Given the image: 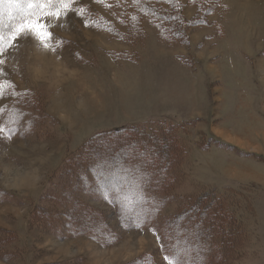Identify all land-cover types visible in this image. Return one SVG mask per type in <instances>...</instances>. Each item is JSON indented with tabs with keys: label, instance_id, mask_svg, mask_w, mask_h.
<instances>
[{
	"label": "rangeland",
	"instance_id": "rangeland-1",
	"mask_svg": "<svg viewBox=\"0 0 264 264\" xmlns=\"http://www.w3.org/2000/svg\"><path fill=\"white\" fill-rule=\"evenodd\" d=\"M145 2L71 0L48 28L55 50L35 35L13 39L32 10L0 4V264H166L158 231L120 223L100 188L92 166L108 152L85 150L127 127L168 138L171 200L160 223L205 193L225 199L230 224L212 238L200 232L212 247L225 243V255L193 247L187 255L264 264V0H215L209 11L169 1L179 26L146 16ZM117 143H108L109 165L147 157ZM127 160L125 175L111 179L118 187L141 180Z\"/></svg>",
	"mask_w": 264,
	"mask_h": 264
},
{
	"label": "trees",
	"instance_id": "trees-1",
	"mask_svg": "<svg viewBox=\"0 0 264 264\" xmlns=\"http://www.w3.org/2000/svg\"><path fill=\"white\" fill-rule=\"evenodd\" d=\"M4 1L8 4L13 2V0ZM158 1L159 0H146L143 6V11L146 16L148 15L157 23L163 25H172L175 22L176 25L179 26L180 24L185 23L183 19H180L176 12L177 4L169 3V1L171 2L172 0H162L167 2L169 8L171 7L170 13L172 14H169L162 9L160 6L162 3H158ZM195 1L198 2V7L205 8V10L207 9L206 11H209L211 5L214 6L217 2V0L216 2L215 0ZM16 2H20V0H15V2H13L14 7L16 6ZM56 8L58 9L59 5H54L50 11ZM40 11L43 12L42 9ZM178 31L179 28H177V36H182L183 34ZM163 135L164 134L161 136H154L146 134V132H142L135 127H127L107 134H102V136H100L101 138H104L102 141L98 142V140H95V144L94 142L88 143L86 146L87 149L85 150L90 153L89 155H95L97 153L95 146L98 145V148H101L102 151L109 153L112 145L108 143L113 139L124 142L123 144H113L114 149L124 150L126 148H136V146H138L140 149L137 155L147 156L143 161H133L130 157H133V155L129 154V156L120 161L123 162L122 165H120V163L109 165V160L111 159L107 153L101 158H99L98 155H95L94 159L96 162L92 166V171L96 173L100 188L105 189L107 194H111L109 199H107L109 204L112 205L116 211L120 223H123V225H126L128 228H136L137 226H134L138 225L153 230L156 229L164 243V248L166 247V249L163 250V254L168 257L183 252L186 253L187 256V260L184 261V264H186V262L188 264H207L208 260H205L207 258L206 256L201 257L199 255L187 254L191 251L190 249L192 247V249L197 248L201 253H205L206 255L211 252V249H218V251L221 250L223 253L225 243L222 244L221 242L219 245L216 244L214 245L215 247H212L207 240H204L205 237H202L200 232H205L207 238H212V230H215L218 234L223 233V224L226 222L230 224V216H232V214L224 206L225 199H221V196L216 194L211 195L205 193L196 201V203L192 204V202L189 201L183 202L175 216L168 217V219L160 223L161 210L166 206L167 202L171 200L167 191L171 183L165 178L167 177V175H165L167 174L165 169H167L168 164L170 163L169 159L167 160L166 158L167 154L165 155L164 152V150L168 148L169 142L168 138L166 139ZM104 140L107 144L103 143ZM149 151H151V153H148ZM83 155H85L83 152L79 153L78 158ZM78 158H76L75 161ZM156 158H165L163 165L157 163ZM126 160L127 163L129 162L127 167L131 165L133 168V174H131V176L136 178L139 177L141 180L135 184V182L131 183L129 178L126 179L124 177L125 181L118 187L111 179L116 177L120 178L125 175L124 172H122V168H124ZM75 161L70 163V165H77L75 164ZM76 162L78 163V161ZM114 185L115 187H113ZM136 186L139 187L137 190H139L141 196L131 199L129 197L136 195L133 194L136 192ZM114 190H116L115 193H113ZM139 209H143L144 211H138ZM193 216L197 217L196 220H192ZM178 223H185L184 227L191 230L192 233H183L182 230L177 227L179 226ZM176 236H178V238H175ZM190 241L192 243L195 242L196 244H188ZM183 246H185V248ZM218 255L221 256V254ZM223 255H225V253H223ZM215 262H218V259L215 260Z\"/></svg>",
	"mask_w": 264,
	"mask_h": 264
},
{
	"label": "snow or ice",
	"instance_id": "snow-or-ice-1",
	"mask_svg": "<svg viewBox=\"0 0 264 264\" xmlns=\"http://www.w3.org/2000/svg\"><path fill=\"white\" fill-rule=\"evenodd\" d=\"M4 0H0L2 4ZM15 2V0H13ZM21 2L26 4V8L29 11L23 23L18 26L13 27L11 36L15 39L16 36L23 35H35L39 39L40 43L45 48H50L55 50V46L51 43L52 33L48 31V28L51 26L52 20H57L61 18L60 9H67L71 0H20L16 2V7L19 9L21 7ZM54 5H59V8L56 11H50ZM43 10L41 12L40 10ZM5 34L0 32V56L3 55L6 45ZM5 64L4 59H0V77H3V65ZM5 85L0 83V97L6 95ZM166 264H184V261L179 259V254L172 257H165Z\"/></svg>",
	"mask_w": 264,
	"mask_h": 264
}]
</instances>
